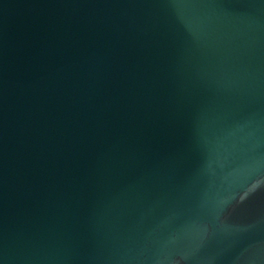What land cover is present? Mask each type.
<instances>
[{
	"label": "water",
	"instance_id": "obj_1",
	"mask_svg": "<svg viewBox=\"0 0 264 264\" xmlns=\"http://www.w3.org/2000/svg\"><path fill=\"white\" fill-rule=\"evenodd\" d=\"M0 264H264V0H0Z\"/></svg>",
	"mask_w": 264,
	"mask_h": 264
}]
</instances>
